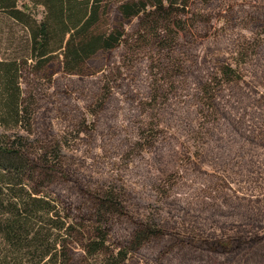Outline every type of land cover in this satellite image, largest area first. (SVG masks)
<instances>
[{
    "label": "trees",
    "instance_id": "1",
    "mask_svg": "<svg viewBox=\"0 0 264 264\" xmlns=\"http://www.w3.org/2000/svg\"><path fill=\"white\" fill-rule=\"evenodd\" d=\"M192 1L0 0V23L10 20L24 31L14 52L0 54V124L5 130L0 135V264H69V245L74 242L82 244L86 259L102 257L98 264H140L142 259L144 264H264V203L249 206L246 212H251L252 230L199 236L188 227H166L138 218L114 188L88 195L89 205L82 204L81 197L76 203L54 199L40 188L50 183L58 169L41 161L57 164L59 145L45 148L42 160L36 161L31 158L34 145L27 138L8 134L31 126L36 113L22 87L24 72L48 76L57 66L83 78L101 71L121 49L127 61L149 63L153 78L145 105L156 110L198 70L195 49L204 35L197 25L201 18L189 16ZM39 7L43 8L41 18ZM258 45L246 42L201 83L202 114L208 120L214 115L227 117V142L238 140L232 132L247 137L249 114L241 108L247 96L225 91L239 89L244 82L242 67L255 59ZM100 101L101 107L105 105V97ZM224 103L240 117L232 119ZM143 130L141 146H157L156 122ZM219 135L224 141L223 133ZM221 198L227 205L226 216L241 206L230 197ZM213 210L221 213L219 206ZM225 239L229 246L219 242Z\"/></svg>",
    "mask_w": 264,
    "mask_h": 264
},
{
    "label": "rangeland",
    "instance_id": "2",
    "mask_svg": "<svg viewBox=\"0 0 264 264\" xmlns=\"http://www.w3.org/2000/svg\"><path fill=\"white\" fill-rule=\"evenodd\" d=\"M36 10L41 18L43 8ZM188 12L203 19L197 24L204 35L195 49L198 70L154 111L145 105L153 78L150 65L145 60L127 61L124 49L116 50L101 71L83 78L57 66L48 76L24 72L22 87L36 113L31 126L8 134L27 138L34 145L31 158L36 161L42 160L45 148L59 145L57 164L41 161L58 169L57 174L50 173V183L41 186L42 193L75 203L81 197L82 204L89 205L88 195L114 188L135 216L162 226L188 227L199 236L252 230L251 212H246L249 206L264 203V0H193ZM23 34L13 21L0 23V54L17 49ZM246 42L260 45L255 59L242 67L244 82L239 89L225 91L247 96L242 102L248 105L241 107L249 114L247 137L232 132L238 138L232 143L224 133L227 117L214 115L208 122L199 93L202 81L212 77L219 62L231 60ZM227 103L223 108L231 118L240 117ZM154 122L159 143L143 148V128ZM4 133L0 124V135ZM226 196L241 204L232 216L223 214L227 205L221 197ZM215 206L221 207L220 214L213 212ZM219 242L230 245L227 239ZM69 248V264L103 261L100 256L86 259L78 242Z\"/></svg>",
    "mask_w": 264,
    "mask_h": 264
}]
</instances>
